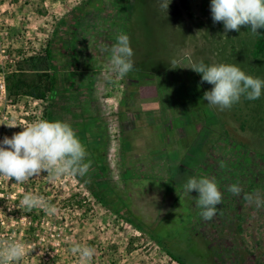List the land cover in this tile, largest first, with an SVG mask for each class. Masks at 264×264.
<instances>
[{"label":"rangeland","instance_id":"1","mask_svg":"<svg viewBox=\"0 0 264 264\" xmlns=\"http://www.w3.org/2000/svg\"><path fill=\"white\" fill-rule=\"evenodd\" d=\"M87 1L0 0V82L20 56L58 37L67 48L57 69L73 73L71 90L60 88L56 100H11L0 89V140L52 109L85 146L87 130L74 125L92 117L105 139L102 178L113 191H130L131 209L148 229L183 212L189 237L176 240L175 249L194 264L202 256L205 264H264V206L243 199L255 193L264 200V90L221 111L203 99L213 86L190 69L201 61L236 65L264 80L256 35L249 26L225 33L222 22L213 23L211 0H171L167 12L160 0H100V8L85 10ZM118 34L128 35L134 51V69L123 78L104 51ZM192 177L214 180L222 193L210 221L201 216L198 193L184 192ZM233 184L240 195L228 191ZM27 193L43 196L56 213L25 210ZM73 195L83 198L82 208L65 206ZM12 241L26 249L12 264H80L71 252L76 244L94 249L91 264H178L147 231L100 204L78 175L52 179L42 172L22 184L0 177V245Z\"/></svg>","mask_w":264,"mask_h":264},{"label":"clouds","instance_id":"2","mask_svg":"<svg viewBox=\"0 0 264 264\" xmlns=\"http://www.w3.org/2000/svg\"><path fill=\"white\" fill-rule=\"evenodd\" d=\"M171 0H160V8L167 12ZM210 11L213 23L222 22L225 33L240 31L241 26H249L251 33L258 35V29L264 28V0H211ZM111 56L112 71L123 78L134 69V51L130 38L118 34L116 43L104 49ZM175 65L176 61H172ZM176 68V67H174ZM201 74V83L212 85L204 93L203 99L210 106L223 111L238 103L242 96L248 100H257L264 90V80L247 75L236 65H208L204 62L193 63L191 68ZM13 127V126H9ZM88 153L71 125L62 121L38 120L14 133L11 138L0 140V177L9 181L14 179L22 184L33 177L46 172L52 179L64 175L84 177L90 170L91 160L86 161ZM223 166V165H222ZM184 192L198 193L197 204L203 209L201 216L212 220L217 215V205L222 203V193L214 180L208 178H189L183 186ZM234 195H240L242 189L233 184L228 189ZM243 199L257 207L264 206L255 193H245ZM27 211L42 209L47 214H55L57 209L43 196L27 193L21 200ZM78 255L80 264H91L94 249L88 246L74 245L71 248ZM26 253L22 242L12 241L0 245V264H12L21 260Z\"/></svg>","mask_w":264,"mask_h":264},{"label":"trees","instance_id":"3","mask_svg":"<svg viewBox=\"0 0 264 264\" xmlns=\"http://www.w3.org/2000/svg\"><path fill=\"white\" fill-rule=\"evenodd\" d=\"M91 6L100 8L101 1L88 0L83 4V9H90ZM258 33L256 35L254 56L264 53V28L258 29ZM65 42L58 37L55 40L48 41L41 52L20 56L14 61L12 68L4 73L7 98L17 100L23 96H30L34 99L46 101L49 98L56 100L57 96H59L60 88L63 92L68 93L71 90L73 73L61 72L57 69L58 64L63 61L60 59L59 53L62 48H67ZM70 55L67 58L69 64L73 60L72 55ZM70 106L68 103L65 110L69 111ZM91 118L88 117V121L86 119L81 123H76L74 129L82 125L87 130L85 148L88 155L86 161L91 160L92 163L89 172L84 178L86 179L87 187L91 190L96 200L103 206L111 208L118 217L130 222L138 230L147 231L149 236L165 251L166 255L178 264H194L191 261V257L186 258V256L175 249L176 240L186 236L187 233V227L185 226L187 218L186 215L181 214L183 212L179 213L180 216L178 218L173 217L171 214L168 217H163L160 229H156V226L148 229L145 223L143 224L131 209L130 191L127 189L124 194L113 191L108 183L103 180L102 176L107 168L105 164V139L102 136L103 134L94 130L95 121ZM42 119L64 122L62 117H59L52 109H48L43 114ZM167 192L176 193L177 191L174 187H167ZM175 196V198H179L178 193ZM14 201L16 202V200ZM83 201V198L73 195L66 198L64 203L68 208H82L84 205ZM179 203H182V200H179ZM25 216L32 222L36 220V217L29 213H25ZM204 259L203 256L199 257L200 264H205Z\"/></svg>","mask_w":264,"mask_h":264},{"label":"built area","instance_id":"4","mask_svg":"<svg viewBox=\"0 0 264 264\" xmlns=\"http://www.w3.org/2000/svg\"><path fill=\"white\" fill-rule=\"evenodd\" d=\"M0 89H1V91H2L3 93H6V90H5V82H4V80H2V81L0 82Z\"/></svg>","mask_w":264,"mask_h":264}]
</instances>
